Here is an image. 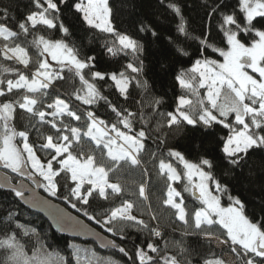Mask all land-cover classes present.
Wrapping results in <instances>:
<instances>
[{
    "label": "snow or ice",
    "instance_id": "obj_1",
    "mask_svg": "<svg viewBox=\"0 0 264 264\" xmlns=\"http://www.w3.org/2000/svg\"><path fill=\"white\" fill-rule=\"evenodd\" d=\"M67 3L68 0H32L35 10L17 22L19 31L0 24V41L3 42L0 45V56L4 60L21 65L25 69L32 65L33 60L28 48L16 42L21 36L27 38L33 35L32 46L38 53L35 70L30 76L21 72L19 68L0 65V70L4 73H12L16 76L15 79L0 78V97L5 98L0 101V166L31 181L36 189L43 188L49 196L57 198H60L57 177L64 173L73 184L63 196L64 201L71 208L82 213L89 220H94L113 236L119 234L122 240L126 239L123 231L126 227L136 228L139 231L147 230L151 238L144 247H136L133 254L135 260L125 247L117 245L114 241H108L107 244L118 248L119 253L133 264H136V261L139 264H182L180 257L184 256L186 249L181 247L177 255H171L168 254L167 241L164 242L163 248L153 242L155 238L163 239L161 231L158 227L150 228L145 220L133 215V203L125 201L102 219L89 214L87 206L94 193L97 198L104 200L111 195L122 193L121 184L111 182L109 174L124 167L141 166L143 163L141 154L145 149L144 141L148 139V135L143 129L135 135H129L128 132L122 131L117 123L109 124L93 111L85 113L83 127L73 126L70 122L65 123L64 117L69 118V121H81L82 117L71 108L69 103L58 97L46 104L42 100L48 95L47 89L57 80L65 78L66 69L78 77L81 84V88L73 93L76 100L84 105L105 100L119 117L118 123L129 132L133 131L131 117L134 113L128 112L127 115H123L101 95L95 83L86 79L84 70L95 67L93 63L95 57L81 59L77 50L70 47L63 39L52 40L34 34L33 30L42 26L47 29H58L64 36L70 35L68 27L63 22L57 23L61 12L60 5ZM72 7L82 14V19L89 28L111 34L115 38L113 43L118 44L119 48L109 47V53L116 55L117 51H123L127 54V51H130L138 54L142 51L136 40L117 32L111 20L112 10L108 0H79ZM167 7L180 18L178 31L188 35L181 6L170 2ZM204 7L211 16L219 10L220 4L218 0H204ZM239 9L243 13V20L246 21L243 27L237 22L234 14H222L221 30L226 37L228 50L219 48L213 50L223 57V63H218L216 60H197L190 69L191 76L182 73L177 77L180 87L194 95H200L199 88L206 89V96L198 100V110L194 114L192 101L187 96L181 95L175 112L166 114L164 125L168 128L199 125L205 129L222 125L223 128L228 129V135L222 137L221 151L228 164L234 168L242 166V162L246 161L251 150H264V30L257 29L254 24V21L264 24V0H239ZM0 16L6 19V10H0ZM233 25L235 29L231 27ZM140 30L146 29L142 26ZM241 32L244 34L254 32L258 39H255L251 46H246L238 38ZM152 35L156 33L153 31ZM201 44L206 45L207 41L201 40ZM52 62H55L57 67H53ZM126 67L137 76L143 71L142 62L140 65L129 63ZM246 68H250L258 75H250L245 71ZM89 75L93 81L105 79V74L100 71H90ZM110 79L121 96L127 99L133 78L121 72L112 73ZM136 83L137 86H143L147 82L137 80ZM14 92L19 93L20 99H8ZM159 103L160 101L157 100L156 106ZM38 105L41 107H37ZM17 108L35 117L39 125H49L53 130L52 134L39 133L44 141L39 148L49 157L46 162L40 159L33 144L29 143V132L18 131L15 127ZM45 108L51 111H46ZM84 144L99 150L101 156L106 157V162L97 163L95 154L84 152ZM74 147L80 149L79 154H74ZM167 155L183 165L181 173L173 163L165 159H160L158 162V172L165 177L167 183L163 204L174 210L176 219L185 226L193 227L195 232L192 234L202 237L209 243L217 239L219 234L223 237L220 243L228 245L230 252L242 260V264H264V218L253 221L245 215V206L238 197L229 196L231 203L228 206L221 203V196L227 192V187L222 185L211 171L205 170L213 168L211 160L202 159L200 163H193L181 152L173 149H169ZM184 177L187 180L184 191L190 192L202 205L199 210L194 211L191 218L184 206L181 192L172 187V183H178ZM0 186H11L16 197L25 203L29 202V197L25 196L23 183L18 186L10 185L5 175L4 183ZM138 194L144 200H148L145 184L139 185ZM31 202L33 207H55L47 200L40 199L34 192ZM54 218L61 231L69 227L82 226L80 221L60 209H55ZM151 218L156 219L155 215ZM117 224L121 225L119 232L116 229ZM4 229V238L0 239V249L4 250L5 255L0 264H54L52 254L47 252L44 243L39 240V233L34 228L29 229L19 223L14 214L9 213L5 218ZM24 237L37 238L31 256L26 251ZM59 264H68V262L60 258ZM109 264H117V262L110 261ZM183 264H192V262L184 257ZM203 264H225V261L213 253L210 258H203Z\"/></svg>",
    "mask_w": 264,
    "mask_h": 264
},
{
    "label": "trees",
    "instance_id": "obj_2",
    "mask_svg": "<svg viewBox=\"0 0 264 264\" xmlns=\"http://www.w3.org/2000/svg\"><path fill=\"white\" fill-rule=\"evenodd\" d=\"M76 2L79 0H68L67 4H61V12L57 20L58 24L63 22L68 27L70 35L64 36L58 29H47L42 26L33 32L36 36L43 35L47 39H63L70 47L77 50L81 59L95 57L93 61L95 67L91 70H84L86 79L95 83L101 95L106 97L123 115H127L128 112L134 113L131 117L133 131L129 132L122 124L118 123L119 117L111 110L105 100H98L97 103L89 107L79 104L73 95L74 91L81 86L79 78L66 69L65 78L57 80L52 87L46 90L48 95L42 98L44 103L52 102L57 97L69 103L71 108L82 117L81 121H69V118L64 117L65 123L70 122L73 126L83 127L85 113L93 111L109 124L117 123V126L122 131L128 132L129 135H135L136 132L143 129L148 135V139L144 141L145 149L162 154L169 160H171L167 155L169 149L181 152L187 160L193 163H200L202 159L211 160L213 168L206 170L211 171L213 176L227 187V192L221 196V203L228 206L231 203L229 196L238 197L245 206V215L253 221L264 218V150H251L246 161L242 162V166L234 168L228 164L221 151L222 137L228 135V129L223 128L222 125H214L209 129L199 125L196 127L181 126L180 128L164 126L166 114L175 112L181 95L188 96L192 101L193 112L197 110L193 102L198 103L199 99L205 97V90L202 88L198 89L199 96L182 89L177 77L182 73L191 76L190 69L197 60L222 62L219 52L213 50L214 48L228 50L226 37L221 30L222 14H234L242 27L246 24V21L243 20V13L239 9V0H218L220 8L211 16L204 7V0H163V2L162 0H108L112 10L111 20L117 32L130 36L142 47V51L138 54H133L130 51H127V54L123 51H117L116 55L108 52L109 47L119 48L118 44L114 45L113 43L115 38L111 34L89 28L83 21L82 14L76 12L72 7ZM170 2L178 3L181 6L188 35L178 31L180 18L167 7ZM0 10L7 12L6 19L0 16V24L19 31L17 22L35 9L32 0H0ZM254 24L257 29L264 30V24L255 21ZM142 26L145 27V31L140 30ZM231 27L235 29L234 25ZM153 31L156 35H152ZM238 38L246 46H251L254 40L258 39L254 32L249 34L241 32ZM32 40L33 35H29L27 38L21 36L16 41L28 48L32 56L33 63L28 69L11 61H6L2 56H0V65L19 68L21 72L30 76L35 70L36 60L34 58L37 54V49L32 46ZM201 40H206L207 44H201ZM2 43L1 41L0 45ZM141 62L143 71L139 76L126 67L129 63L140 65ZM90 71L104 73L105 79L93 81L89 75ZM121 72L125 76L133 78L128 89L127 99L121 96L115 88L114 82L110 79L112 73L119 74ZM0 78L15 79L16 76L0 70ZM137 80L147 83L143 86H137ZM4 99L0 97V101ZM8 99H20V95L14 92ZM157 100L160 101L158 106H156ZM37 107H41V105ZM45 110L51 111L46 108ZM47 119H51V117H47ZM14 125L18 131L29 132V143L33 144L40 159L46 162L49 157L45 151H41L39 148V145L44 142L39 133L52 134L53 130L50 129V126L39 125L35 117H31L19 108H17ZM17 143H20L19 139ZM83 150L85 153L95 154L97 163L106 162V157H102L99 150H95L89 144H84ZM73 151L74 154H79L80 149L74 147ZM148 178L152 182L153 176L150 171ZM57 181L60 186V198L53 197V199L109 236L117 245L125 247L130 255L134 254L137 246L144 247L150 241L151 238L147 230L139 231L131 227L123 229L126 239H120L119 234L113 236L100 224L94 220H89L82 213H78L64 201L63 196L73 186L71 180L64 173L57 177ZM13 183L16 184V181L13 180ZM120 184L123 188L122 193L111 195L107 200L97 198L94 193L89 206H87L89 214L97 219H102L109 215L112 209L128 201L134 205L133 215L145 220L150 228L158 227L148 214L149 211L144 200L138 194L140 180L134 179L131 182H120ZM183 187L181 184L175 185L176 190L181 192L186 203L196 205L197 202L184 193ZM42 193L46 195L44 192ZM9 213L14 214L19 223L26 225L29 229L34 228L39 233V240L44 243L47 252L52 254L54 264L59 262L60 258H64L68 264H75L77 256L79 257L78 264H109L110 261H115L117 264H133L127 257L119 253L118 248L114 251L101 252L92 243L74 241L56 234L43 217L24 208L18 202L15 193L1 188L0 239L4 238L5 218ZM120 228L121 225L117 224L118 232ZM160 229L163 239L155 238L153 242L163 248L164 242L167 241L168 254L177 255L182 243L183 226L172 221ZM16 231L19 232V230ZM23 239L26 243V251L31 256L37 238L24 237ZM209 248V251L203 250L201 255L206 258H210L213 253L219 258L223 255H235L230 252L228 247L224 250ZM163 254L162 252L161 255ZM4 255V250L0 249V262L3 261ZM236 259L237 264H242V260L238 257ZM133 260H135L134 255ZM196 263L198 264L199 261L197 260ZM136 264L139 262L136 261Z\"/></svg>",
    "mask_w": 264,
    "mask_h": 264
},
{
    "label": "rangeland",
    "instance_id": "obj_3",
    "mask_svg": "<svg viewBox=\"0 0 264 264\" xmlns=\"http://www.w3.org/2000/svg\"><path fill=\"white\" fill-rule=\"evenodd\" d=\"M37 56H38V53L36 54L34 58L35 60H37ZM52 63H53V67L57 66L55 62H52ZM220 63H223V57H222V62ZM245 71H247L250 75H254V76L258 75L256 73H253L250 68H246ZM80 88L81 86L78 89ZM204 90H205V96H206V89ZM187 92L190 93L189 91ZM79 104H81L82 106H86V107L91 106V105H84L80 101H79ZM193 105L198 110V107H199L198 103L193 102ZM141 158L143 161L141 166L135 167V168L124 167L121 169H117L114 172H110L109 179L111 182L119 183V184L120 182H131L134 179H139L140 184L143 183L146 186V194L148 195V200H144L142 197L141 198L144 200L145 206L147 207V210L149 211L148 214L150 215V217H152V215H155L156 217L155 220L151 218L153 222L155 223V225H157L160 228L161 227L163 228L164 225H167L171 223L172 221H176L179 225L183 226L184 231H183V234L181 235L182 243L180 245V248L182 247L186 249V251L184 253V256L180 257L182 264L184 262V257H187V259L191 260L192 264H197L196 263L197 260L199 261L200 264H203V258H206V257L202 256L201 252L203 250L205 252L209 251L210 250L209 247H212V249L215 248L217 250L226 249L228 245L220 243V239H222L223 237H220L219 234H217L218 238L213 239L210 243L204 240L202 237L192 234L195 232L194 228L191 226H185L181 221L177 220L174 215V210L168 208L167 206L163 204V200L166 198L167 183H166L165 177L163 175H160L158 172L159 160L165 159L166 161L173 163V166L176 167L177 171L181 173L183 172V165L179 164V162L173 160L172 158L171 160H169L166 156L159 154L153 150L144 149L143 153L141 154ZM145 169L147 171H145ZM149 171L151 172L153 176L152 182L148 178ZM177 184L179 185L181 184L184 186L183 188H185V185L187 184L186 177H184L178 183H172V187L175 188V185ZM85 187H87V185H85ZM184 193H186L187 195L193 198V195L190 192L184 191ZM45 194L48 195L47 192H45ZM195 201L197 202L196 205L188 204L184 201V206L186 207L190 218L195 210H199V208L202 207L199 200H195ZM132 214H133V210H132ZM185 233H188V234L186 235ZM221 258L225 261V264H237L236 262L237 259L235 255L233 256L223 255L221 256ZM55 264H59V262H55ZM75 264H78L76 260H75Z\"/></svg>",
    "mask_w": 264,
    "mask_h": 264
},
{
    "label": "water",
    "instance_id": "obj_4",
    "mask_svg": "<svg viewBox=\"0 0 264 264\" xmlns=\"http://www.w3.org/2000/svg\"><path fill=\"white\" fill-rule=\"evenodd\" d=\"M2 166H0V185H3L4 183V177L7 175L8 181L10 182V185H20L23 183L25 187V196L29 197V202L25 203L23 200L17 197L18 202L27 210H29L32 213H35L41 217H43L53 232L56 234L67 237L74 241H79L83 243H92L94 244L97 249L101 252L106 251H114L116 250L115 247H112L111 244H107L108 241H113L109 236L103 234L101 231H99L97 228L93 227L91 224H89L87 221L76 215L74 212L66 208L65 206L61 205L60 203L56 202L53 197L44 195L42 192L45 193L43 188L36 189L35 185L29 181H21L18 183H13L12 178L9 174L5 173L2 170ZM39 179V178H37ZM1 189L11 191V186L5 187L0 186ZM42 191V192H41ZM35 193L36 196H38L40 199L47 200L51 205L55 206L54 208H42L40 206L33 207L31 202V196ZM14 193V192H13ZM195 200H198L195 196H193ZM55 209L62 210L63 213H66L68 216L74 217L76 220L80 221L81 227L72 228L69 227L64 231H61L60 228L57 226V220L54 218V212Z\"/></svg>",
    "mask_w": 264,
    "mask_h": 264
},
{
    "label": "flooded vegetation",
    "instance_id": "obj_5",
    "mask_svg": "<svg viewBox=\"0 0 264 264\" xmlns=\"http://www.w3.org/2000/svg\"><path fill=\"white\" fill-rule=\"evenodd\" d=\"M2 170L5 173L9 174L11 176V178H12V181L15 180L16 183L26 180L24 177L17 176L15 173H11L10 170L4 169V168H2Z\"/></svg>",
    "mask_w": 264,
    "mask_h": 264
},
{
    "label": "built area",
    "instance_id": "obj_6",
    "mask_svg": "<svg viewBox=\"0 0 264 264\" xmlns=\"http://www.w3.org/2000/svg\"><path fill=\"white\" fill-rule=\"evenodd\" d=\"M159 228V227H158ZM159 230L161 231V233H162V230L159 228Z\"/></svg>",
    "mask_w": 264,
    "mask_h": 264
}]
</instances>
